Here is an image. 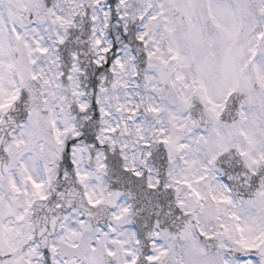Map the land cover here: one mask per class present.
<instances>
[{
	"label": "snow or ice",
	"instance_id": "6c2138e0",
	"mask_svg": "<svg viewBox=\"0 0 264 264\" xmlns=\"http://www.w3.org/2000/svg\"><path fill=\"white\" fill-rule=\"evenodd\" d=\"M0 264H264V0H0Z\"/></svg>",
	"mask_w": 264,
	"mask_h": 264
}]
</instances>
